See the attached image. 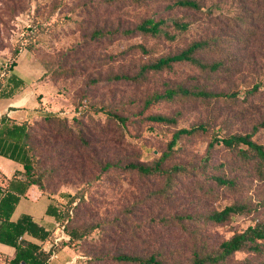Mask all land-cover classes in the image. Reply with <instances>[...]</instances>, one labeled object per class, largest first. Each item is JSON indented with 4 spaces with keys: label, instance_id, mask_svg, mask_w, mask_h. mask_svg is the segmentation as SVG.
<instances>
[{
    "label": "rangeland",
    "instance_id": "1",
    "mask_svg": "<svg viewBox=\"0 0 264 264\" xmlns=\"http://www.w3.org/2000/svg\"><path fill=\"white\" fill-rule=\"evenodd\" d=\"M175 1L0 0V55H10L16 46L43 62L47 90L38 96L45 97L41 107L48 115L67 118L33 119L31 154L44 191L68 212L64 224H97L77 241L61 232L86 264H127L108 255L118 253L189 264L194 251L214 250L234 231L264 219V182L252 179L248 168L244 172L230 150L214 143L206 169L236 176L237 188L227 189L197 172L214 137L251 132L264 119V0H197L202 10ZM146 18L164 20L163 30L175 38L140 33L136 26ZM174 21L188 23V30L177 32ZM200 40L208 43L196 56L218 63L216 71L181 61L141 75L142 65ZM178 88L213 95L162 97L146 104ZM154 114L173 117L175 123L146 119ZM118 117L128 118L127 123ZM194 124L207 131L178 138L164 166L190 169L174 175L169 185L162 175H141L126 167L150 164L167 150L176 130ZM252 138L264 145V127ZM106 162L117 165L102 167ZM234 202L254 209L220 224L202 220ZM245 259L260 260L237 251L223 264Z\"/></svg>",
    "mask_w": 264,
    "mask_h": 264
},
{
    "label": "trees",
    "instance_id": "2",
    "mask_svg": "<svg viewBox=\"0 0 264 264\" xmlns=\"http://www.w3.org/2000/svg\"><path fill=\"white\" fill-rule=\"evenodd\" d=\"M174 5L194 10H202V5L197 0H176ZM164 20L153 18H146L136 26V29L145 35L159 36L163 35L166 39L173 40L174 34L164 31L162 26ZM173 28L177 32H185L189 28V24L185 22L174 21L172 22ZM206 40L192 42L188 47L179 52L168 54L159 57L157 60L144 64L141 67V75L145 71L159 72L163 69L169 68L174 62L186 61L194 64L203 70L216 71L220 66L218 63H205L196 56L197 51H201L207 45ZM144 49L142 45L138 46ZM19 52L18 47L12 46L10 49V56L14 58ZM35 57V56H34ZM37 59V58H36ZM39 61V60H38ZM45 69V64L39 61ZM13 62L11 63V65ZM44 73V74H45ZM141 76H136L135 79ZM12 88L0 90V96H10L15 89L23 84L20 79H11ZM211 93L203 90H187L185 88L169 89L163 94H156L153 99L146 100V104L152 103L154 100H159L162 97L173 99L175 96H192V97H210ZM42 111L36 117H41L44 121H67V118H59L47 114L49 112ZM34 117L33 119H35ZM23 121L15 123L6 117L0 119V154L7 156L11 159L19 161L23 165V171L16 172L13 177L8 181L4 193L0 195V242L12 245L15 247V256L11 259L12 264H43L49 257L50 251L42 250L39 245L26 240L23 235L25 233L39 238L45 239L50 235V231L44 229L41 225L33 221L30 215L22 214L17 220H10L11 213L21 195L26 194V190L30 185H37L42 192L43 183L40 174H34L35 165L33 156L31 154L32 134L31 125L32 121ZM119 121L126 124L128 118L118 117ZM147 120L155 123L174 124L175 119L170 116L154 114L148 115ZM260 127H264V119L260 120L252 126L251 132L236 133L226 137H214L208 144L205 154L201 158V162L197 167V172L205 179L212 180L214 183L223 186L227 189H235L240 185V180L236 176L219 175L216 173H209L207 166L212 158V150L214 143H220L224 148L230 150L235 154L236 158L245 167L244 172L252 173V179L259 182H264V145L257 142L252 138L253 133ZM207 128L203 124H194L188 128H179L173 134L167 144V150L162 153L156 160L150 164L130 162L126 167L136 170L141 175L157 174L162 175L167 185L171 183L174 175L178 173H187L189 171L188 165L175 164L170 167L164 166V161L172 153V149L180 136H194L200 132H206ZM78 138L82 140V134H78ZM117 164L106 162L102 167L110 168ZM48 194V193H47ZM82 199V198H81ZM70 203L73 198H70ZM254 207L246 203H231L225 205L219 210H213L206 213L202 220L214 224H220L228 220L233 214L251 211ZM47 213L53 215L58 223L63 226V232L69 236L72 241H77L85 235L90 234L96 225L85 228H72L70 227L69 220L64 224L65 217H69L68 212L50 204L47 208ZM175 222L181 223L182 217L176 216ZM139 228L140 225L134 226ZM237 251H247L252 255L259 257V261H251L245 259L240 263L235 264H264V219L257 218L253 224L248 225L240 231H234L227 239L223 240L214 250L208 252L194 251L189 264H223ZM109 257L120 263L127 264H163L162 259L158 255L144 256L140 254H108Z\"/></svg>",
    "mask_w": 264,
    "mask_h": 264
},
{
    "label": "crops",
    "instance_id": "3",
    "mask_svg": "<svg viewBox=\"0 0 264 264\" xmlns=\"http://www.w3.org/2000/svg\"><path fill=\"white\" fill-rule=\"evenodd\" d=\"M44 73L42 64L24 51L18 52L14 58L8 54L0 55V90L11 89L13 78L23 81L21 86L13 88L10 96H0V119L4 116L15 123H21L25 120L30 121L46 109L41 107L40 102L45 97H38L47 90L45 80L41 79ZM21 171L23 165L19 161L0 154V195L4 193V188L13 175ZM50 204L58 206L51 195L32 184L27 188L26 194L19 197L10 220L15 221L22 214H27L33 221L51 232L45 239L27 233L23 235L26 240L39 245L42 250H51L43 264H86L78 251L66 243L67 237L61 234L62 226L53 215L47 213ZM14 256L15 247L0 242V264H12L11 259Z\"/></svg>",
    "mask_w": 264,
    "mask_h": 264
},
{
    "label": "built area",
    "instance_id": "4",
    "mask_svg": "<svg viewBox=\"0 0 264 264\" xmlns=\"http://www.w3.org/2000/svg\"><path fill=\"white\" fill-rule=\"evenodd\" d=\"M62 228H63V226H62ZM18 264H23V263L19 262Z\"/></svg>",
    "mask_w": 264,
    "mask_h": 264
}]
</instances>
